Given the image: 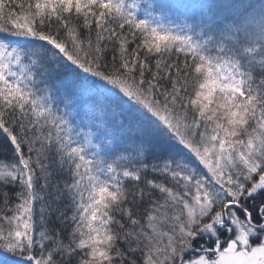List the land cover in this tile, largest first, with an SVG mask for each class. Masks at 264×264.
<instances>
[{
    "label": "snow or ice",
    "instance_id": "6c2138e0",
    "mask_svg": "<svg viewBox=\"0 0 264 264\" xmlns=\"http://www.w3.org/2000/svg\"><path fill=\"white\" fill-rule=\"evenodd\" d=\"M158 7L0 0V264H264V0Z\"/></svg>",
    "mask_w": 264,
    "mask_h": 264
},
{
    "label": "rangeland",
    "instance_id": "374dc122",
    "mask_svg": "<svg viewBox=\"0 0 264 264\" xmlns=\"http://www.w3.org/2000/svg\"><path fill=\"white\" fill-rule=\"evenodd\" d=\"M214 0H140L142 6H147L149 3L154 5V11L157 13L161 12V9L158 7L159 5H170V4H192V5H199V4H207V3H214ZM197 15L199 12L197 10ZM163 15L165 17L164 22L170 23L171 25H182L185 23V17L190 15V13L186 12L185 10L181 9L179 11L172 10L171 14L167 8L164 9ZM188 22H192L190 19Z\"/></svg>",
    "mask_w": 264,
    "mask_h": 264
},
{
    "label": "trees",
    "instance_id": "16d2710c",
    "mask_svg": "<svg viewBox=\"0 0 264 264\" xmlns=\"http://www.w3.org/2000/svg\"><path fill=\"white\" fill-rule=\"evenodd\" d=\"M214 1L217 2V0ZM10 157H11L10 152L4 149L2 146H0V158H10Z\"/></svg>",
    "mask_w": 264,
    "mask_h": 264
}]
</instances>
